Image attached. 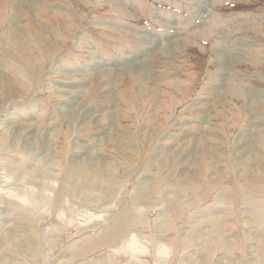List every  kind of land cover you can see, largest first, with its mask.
<instances>
[{"label": "rangeland", "instance_id": "374dc122", "mask_svg": "<svg viewBox=\"0 0 264 264\" xmlns=\"http://www.w3.org/2000/svg\"><path fill=\"white\" fill-rule=\"evenodd\" d=\"M0 120L63 140L30 224L2 184L38 150L0 142V264H264V0H0ZM84 150L116 188L69 202L60 153ZM119 221L134 245L88 244Z\"/></svg>", "mask_w": 264, "mask_h": 264}, {"label": "bare ground", "instance_id": "6f19581e", "mask_svg": "<svg viewBox=\"0 0 264 264\" xmlns=\"http://www.w3.org/2000/svg\"><path fill=\"white\" fill-rule=\"evenodd\" d=\"M16 129H17V125H15V127L13 128H10L8 125H4L3 121L0 120V142L4 144V147L6 150H9V151L14 150L15 152H17V156L12 157L10 161L13 162L17 160V162H19L20 164L26 163V158H28V155H30L33 152H36L37 150H38V154H37L38 156H37V160L35 161V164H33V166L28 170V172L24 176L16 175L14 179L8 177L4 180L2 184L3 186H7L11 182H13V180H22L23 185H14V187H10L3 195L7 197L9 200H11L12 202L11 206H13L11 210L12 211L15 210L17 212L16 216L21 218V220L28 222L30 224V223H33V219L29 213L31 212V210L37 211L40 208L42 202H49L48 204L51 205V206L49 205V207L52 208V212H55L56 210V204L58 201L57 200L58 193L53 189L55 185L54 186L46 185L44 183L45 181L43 180L44 177L47 179L48 177L53 176V175H49V172H47L46 176L43 177V175L38 174V172H40L39 170H40L42 162L47 161L48 164L52 162L50 158H46V156L48 155L49 144L53 143V145H55L56 147L57 146L59 147V145L62 144L63 140H61V142L56 140L53 130L47 127L46 129H44L46 130V134H45L46 137L43 140L40 139V142H39L42 144L47 143V145L40 146L35 141L36 136L40 134L36 133L34 130H28V128H25V130L18 133ZM257 139L261 140L260 136L257 137ZM64 144H66V140ZM38 145H39V148H37ZM75 145L79 147V143L77 141L73 142V147ZM79 148L84 149L85 147L80 146ZM61 149L64 150L63 148ZM86 154H87V150H84V154L82 156H80L77 159H74L72 157L69 158L66 152L64 154H62V152L60 153V156L61 155L62 156L59 162L61 166H63L64 168L63 169L64 178L62 180V186H61L62 188H61L59 195L65 197L66 200L69 202L75 200V198L77 197H80L81 194H86L89 192L91 193L94 191L95 193L97 192L96 193L97 195H101L103 194V192L101 191H105L107 189H109L110 191H114L116 188L115 182H113V180L111 181L106 180V176L102 172L103 170H101L98 164L93 163V164L85 165L84 158ZM96 163H98V161ZM7 173L8 171L6 170L4 174L6 175ZM56 176L57 175H55V177ZM81 179H83L82 184L80 183ZM106 187H109V188L106 189ZM23 189H26L29 191L28 198L26 197L21 198V195H22L21 190ZM14 190H17V191H14ZM48 190L53 192V196L51 198L46 196V192ZM10 193H13V194H10ZM14 195L18 196L19 198L15 200L16 197H14ZM37 215H38V221L41 222L44 219L43 212L41 211ZM252 218H255L254 220L257 222H261L263 219V214L262 212L257 210V214L252 215ZM122 221H119V223L117 224V226H115V228L108 229L106 232H104L100 238L94 237L93 240H91L88 244L95 245L99 242L104 243V244L114 243L112 248L117 249L119 248L117 246L120 244V242H123L129 239L128 240L130 243L129 245H134L137 242V241L135 242V240H137L136 239L137 235L136 233H133L135 235L131 234L130 230H128L129 228H128L127 223L125 224ZM219 229H220V225H218L217 227L213 229L214 233L218 232ZM46 232L48 233L43 232V236L45 237V242L47 244V247L48 246L53 247L56 241V237L54 236L55 232L53 228L47 230ZM45 234L47 235L45 236ZM12 239H13V236L9 233L0 237V250L1 248L4 247L5 240L11 241ZM37 243H38V240L36 236L35 239L32 240L31 245H28V246H30V248L33 247L35 251H38V249H40L39 248L40 246ZM161 248H165V247L161 246ZM117 251L119 252V249H117ZM1 259L5 261L4 263H6V261L8 260L5 254H2V256L0 257V260Z\"/></svg>", "mask_w": 264, "mask_h": 264}]
</instances>
